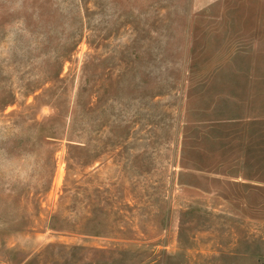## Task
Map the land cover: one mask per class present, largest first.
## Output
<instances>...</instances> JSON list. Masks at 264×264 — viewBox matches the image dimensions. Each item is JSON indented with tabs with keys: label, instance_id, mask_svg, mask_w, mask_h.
I'll return each instance as SVG.
<instances>
[{
	"label": "rangeland",
	"instance_id": "obj_1",
	"mask_svg": "<svg viewBox=\"0 0 264 264\" xmlns=\"http://www.w3.org/2000/svg\"><path fill=\"white\" fill-rule=\"evenodd\" d=\"M0 264H264V0H0Z\"/></svg>",
	"mask_w": 264,
	"mask_h": 264
}]
</instances>
